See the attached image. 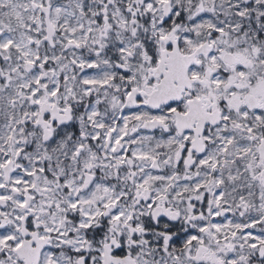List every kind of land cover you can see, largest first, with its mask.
Masks as SVG:
<instances>
[{
  "label": "snow or ice",
  "instance_id": "1",
  "mask_svg": "<svg viewBox=\"0 0 264 264\" xmlns=\"http://www.w3.org/2000/svg\"><path fill=\"white\" fill-rule=\"evenodd\" d=\"M0 264H264V0H0Z\"/></svg>",
  "mask_w": 264,
  "mask_h": 264
}]
</instances>
